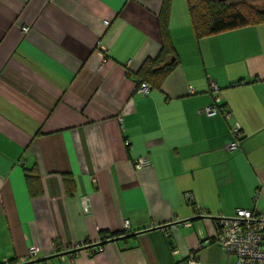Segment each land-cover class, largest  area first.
Wrapping results in <instances>:
<instances>
[{
	"label": "crops",
	"instance_id": "crops-1",
	"mask_svg": "<svg viewBox=\"0 0 264 264\" xmlns=\"http://www.w3.org/2000/svg\"><path fill=\"white\" fill-rule=\"evenodd\" d=\"M163 5L0 0L1 264H236L202 242L219 214L264 210V22L197 37L186 0L166 28ZM166 41L177 64L140 93ZM214 96L230 118L200 112Z\"/></svg>",
	"mask_w": 264,
	"mask_h": 264
},
{
	"label": "built area",
	"instance_id": "built-area-1",
	"mask_svg": "<svg viewBox=\"0 0 264 264\" xmlns=\"http://www.w3.org/2000/svg\"><path fill=\"white\" fill-rule=\"evenodd\" d=\"M105 24L109 25L110 22L105 20ZM28 29V26L24 27V31ZM234 85L239 84L235 82ZM210 88L214 92L219 90L218 84L213 80H210ZM150 89L148 84H143L138 91L147 94L150 92ZM219 109H221L219 107V97H215L214 102L202 108L200 112L211 116L219 112ZM224 114L227 118L231 116L230 111L224 110ZM234 133L237 138L227 145V149L230 151H234L240 147L238 130H235ZM148 165H150V161L147 158H140L136 161V166ZM257 193H264V184L259 186ZM185 197L189 204L198 208L191 192H186ZM83 206L87 212L89 207L86 199L83 200ZM199 215L206 216L202 209L199 210ZM215 226L216 231L213 238L205 240L202 244L207 242L219 244L229 255L235 256L236 264H264V210L259 211L254 208L238 207L235 209L233 215L219 214L216 216ZM28 256L32 260L35 259L37 256L36 248H31ZM72 262L73 257L71 256L67 260V264H72ZM10 263L6 261L2 264ZM186 264H200L197 253H190Z\"/></svg>",
	"mask_w": 264,
	"mask_h": 264
},
{
	"label": "trees",
	"instance_id": "trees-1",
	"mask_svg": "<svg viewBox=\"0 0 264 264\" xmlns=\"http://www.w3.org/2000/svg\"><path fill=\"white\" fill-rule=\"evenodd\" d=\"M173 0H164L161 10V23L166 28L169 19ZM190 12L193 26L197 37H204L217 34L223 31L240 28L252 24L264 22V11L253 14L245 12L241 8L229 6L224 0H186ZM177 64L175 50L170 42L166 41L159 54L155 57L147 58L139 70L134 74L137 91L143 84H148L150 88H159L164 79L173 71ZM238 84L247 83L245 80L237 81ZM234 83L232 84V86ZM220 89V88H219ZM218 97V96H214ZM219 107L221 110L225 105L219 97ZM229 111V109H224ZM240 134V132H239ZM29 181H35L37 175L27 172ZM36 179H32V178ZM67 179V177H65ZM101 249V247H100Z\"/></svg>",
	"mask_w": 264,
	"mask_h": 264
},
{
	"label": "rangeland",
	"instance_id": "rangeland-1",
	"mask_svg": "<svg viewBox=\"0 0 264 264\" xmlns=\"http://www.w3.org/2000/svg\"><path fill=\"white\" fill-rule=\"evenodd\" d=\"M223 2L229 6H238V8L251 14L264 11V0H224Z\"/></svg>",
	"mask_w": 264,
	"mask_h": 264
}]
</instances>
